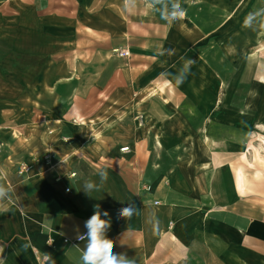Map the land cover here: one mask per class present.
Masks as SVG:
<instances>
[{"label": "crops", "instance_id": "1", "mask_svg": "<svg viewBox=\"0 0 264 264\" xmlns=\"http://www.w3.org/2000/svg\"><path fill=\"white\" fill-rule=\"evenodd\" d=\"M49 1L56 0H41ZM104 1L81 0L90 26L79 21L88 30L99 31L102 25L104 35L113 34L111 21L113 14L120 18L122 0H110V7L120 3L119 11L107 9ZM13 22L17 23L15 34L23 31L26 37L31 33L27 29L31 26ZM168 34L178 64L174 78L167 79L175 84L184 60H194L184 84H175V89H208L210 73L215 90H222L224 75H234V69L208 66L202 58L195 61L191 49L176 57L185 31L176 28ZM119 49L129 50V56L119 57L112 51L104 56L111 75L98 91L107 92L101 104L106 113L31 115L23 129L13 126L0 131V183L11 189L7 211L0 212V264H80L85 242L65 243L63 238H73L77 229H85L84 222L96 204L109 213L104 218L111 220L107 236L115 243L113 252L133 264H264V190L241 194L230 160L220 157L221 153L238 152L240 132L249 130L252 120L246 126L233 107L225 115L229 100L217 98L210 100V112L202 109L205 100L188 97L174 96L165 102L156 96L127 103L131 84L139 86L141 77L150 78L143 83L147 91L160 80L154 76L157 68L150 67L160 56L146 43ZM249 73L256 74L255 69L249 68ZM76 94L77 85L72 98ZM252 105L256 107L255 101L247 106ZM129 106L134 107V125L122 134L119 127L130 114L120 113ZM177 106L183 110L178 111ZM75 113L84 118V125L75 120ZM203 130L216 139L217 147L228 145L215 148L211 159L203 149ZM125 146L128 151L122 152ZM20 164L29 166L28 170L19 173ZM101 170L107 172L106 181L98 191L86 194L85 183L99 185ZM210 202L217 206H209ZM126 206L136 214L128 221L118 219L119 209Z\"/></svg>", "mask_w": 264, "mask_h": 264}, {"label": "rangeland", "instance_id": "2", "mask_svg": "<svg viewBox=\"0 0 264 264\" xmlns=\"http://www.w3.org/2000/svg\"><path fill=\"white\" fill-rule=\"evenodd\" d=\"M82 3L81 0H56L48 3L41 0H0V131L9 130L8 127L13 126L23 129L24 121L31 115H70L76 111L86 116L106 113L101 104L108 96L107 92L98 91L111 75L109 64L104 59L105 54L108 51L114 53L113 47L119 49L128 45L131 48L146 43L148 47L157 50L160 56L150 67H153L151 70L154 67L158 70L154 76L160 80H155L153 86H161V98L166 99H163L165 102L174 96L176 99L188 97L205 100L202 109L210 112V100H229L227 105L230 107H224L225 115L233 107L234 111H240L246 126L252 120L250 129L240 132L242 139L238 152L221 153L220 157L230 160L229 165L241 194L251 191L250 178L253 177L256 179H252V190L263 191L264 21L258 19L252 27H246L244 21L250 12L264 8V0H180L186 17L170 27L158 13L146 11L143 7L135 13L125 11L122 0L120 18H114L113 14L111 21L113 34L105 35L100 24L99 31L87 29L89 19L84 15ZM120 3L116 4L117 7H111L119 11ZM103 4L107 9L111 8L110 0H105ZM54 17L58 19L55 21ZM14 20L31 26L27 27L31 33L27 32L26 37L23 31L15 34L13 30L17 29L14 27L17 23ZM119 27L120 32L116 33ZM176 28L186 34L180 38L182 44L176 48V57L191 49L196 53L195 61L202 58L208 66L234 69V75H224L222 90H215L217 87L210 82V73L207 74L206 86L211 87L200 91H177V83L167 79L174 78L178 64L168 34ZM167 50H172V54H168ZM185 55L190 57L189 54ZM249 68H254L256 74L248 75ZM213 76L216 78L218 75ZM141 78L142 86L131 84L127 103L135 104L136 100L142 98H156L150 97L153 86L150 91L143 90V85H146L143 83L150 79L148 75ZM235 78L236 81H233ZM76 85L77 94L72 98V89ZM251 101H255L256 107L247 106ZM176 109L182 111L183 107L177 106ZM250 110L255 112L247 113ZM126 111L120 113L130 114L123 121V126L119 127L122 134L128 133L134 125L131 120L135 115L134 107L129 106ZM78 113H75V119ZM203 132V149L207 141H211L212 152L215 148L222 150L228 146L225 143L217 147L216 139L206 134V130ZM209 206L217 204L210 202Z\"/></svg>", "mask_w": 264, "mask_h": 264}, {"label": "clouds", "instance_id": "3", "mask_svg": "<svg viewBox=\"0 0 264 264\" xmlns=\"http://www.w3.org/2000/svg\"><path fill=\"white\" fill-rule=\"evenodd\" d=\"M140 7H143L146 11L158 13L169 27L183 21L186 17V12L181 6L180 0H123V8L127 12L135 13ZM258 19L264 21V8L250 12L245 18V26L252 27ZM167 51L168 54H172V50ZM193 63L194 60L191 58L184 60L183 67L176 78L177 85L182 82ZM99 175L101 177L99 185L91 181L85 183L83 191L86 194L98 191L103 182L106 181V171L101 170ZM10 192L9 187L0 183V212L7 211L6 202L10 200ZM93 207V214L84 222L86 232L81 234L77 229L76 233V239L85 242L83 249H80V264H133L124 255L113 252L115 243L107 236V232L111 228V220L110 218H104L109 217V213L107 211L102 212L99 204ZM135 214L136 210L126 206L119 209L117 218L128 221ZM125 236L126 232H123L119 237L121 246H123ZM77 246L74 245L73 247Z\"/></svg>", "mask_w": 264, "mask_h": 264}, {"label": "built area", "instance_id": "4", "mask_svg": "<svg viewBox=\"0 0 264 264\" xmlns=\"http://www.w3.org/2000/svg\"><path fill=\"white\" fill-rule=\"evenodd\" d=\"M114 53L119 56V57H128L129 56V50H126V49H115L114 50ZM122 152H126L128 151V147L125 146V147H122L120 149ZM29 166L25 165V164H20L19 166V173H22V172H26L28 170ZM84 232H86V229L82 230V232H80L81 234H83ZM63 242L65 243H77V242H80L79 240L76 239V236L73 237V238H63ZM47 243L49 245H52V239L51 238H48L47 239ZM43 260L45 261L46 260V257H43Z\"/></svg>", "mask_w": 264, "mask_h": 264}, {"label": "bare ground", "instance_id": "5", "mask_svg": "<svg viewBox=\"0 0 264 264\" xmlns=\"http://www.w3.org/2000/svg\"><path fill=\"white\" fill-rule=\"evenodd\" d=\"M114 50L115 49H113V52H114ZM161 91H162V88H161V86H153L152 87V89H151V96H159V97H161ZM164 99V98H163ZM165 101H166V99H164ZM77 118H78V116H77ZM75 120H78V122H80V124H82V125H84L85 124V122H84V120H82V119H80V118H78V119H75ZM92 126V125H91ZM97 132V131H96ZM43 135V134H42ZM231 136V135H230ZM22 142V141H21ZM25 142V141H24ZM34 147V146H33ZM205 147V150L208 152V156H209V158L211 157V158H213V156H212V144H211V141L210 142H208L207 141V143H206V145L204 146ZM24 151V150H23ZM210 158V159H211ZM64 159H67V157H65ZM63 159V160H64ZM62 160V161H63ZM15 162V161H14ZM205 164V163H204ZM252 179H256V178H250V182H251V186H250V190H252Z\"/></svg>", "mask_w": 264, "mask_h": 264}]
</instances>
